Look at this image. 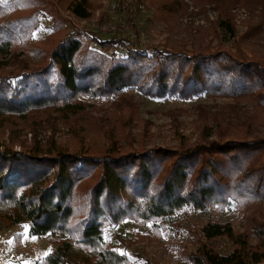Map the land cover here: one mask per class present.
<instances>
[{"label": "trees", "instance_id": "1", "mask_svg": "<svg viewBox=\"0 0 264 264\" xmlns=\"http://www.w3.org/2000/svg\"><path fill=\"white\" fill-rule=\"evenodd\" d=\"M148 2L153 16L166 21L181 8L180 0ZM193 2L213 4V28L230 36V47L219 41L208 46L194 29L187 31V43L170 39L160 48H128L114 56L106 51L118 38L99 39L74 25L67 29L73 21L90 18L88 0H0V137L7 130L13 142L21 129L34 133L42 123L60 119L77 140L68 148L33 138L19 151L0 141V225L25 223L30 235L54 236L36 264H128L123 253L102 240L104 224L128 217L163 225L162 218L182 207L201 209L211 202L223 207L229 199L238 211L256 209L248 232L207 221L200 228L203 239L224 236L230 251L217 253L200 241L180 251L182 256L193 264H264L259 208L264 202V133L253 132L254 124L264 126V54L252 43L264 37V0ZM235 6L250 13L238 37ZM40 14L49 17L50 30L33 39ZM128 91L152 99L229 98L234 104L250 103L252 112L237 118L233 105L211 113L199 106L194 121L199 142L132 148L129 140L119 144L137 119V104ZM112 97L115 111L92 113L98 110L95 101ZM207 115L215 127L213 138H208Z\"/></svg>", "mask_w": 264, "mask_h": 264}, {"label": "rangeland", "instance_id": "2", "mask_svg": "<svg viewBox=\"0 0 264 264\" xmlns=\"http://www.w3.org/2000/svg\"><path fill=\"white\" fill-rule=\"evenodd\" d=\"M180 1L181 8L166 21L153 16L154 9L148 0H88L90 18L73 21V24H67V29L74 25L79 31L99 39L118 38L120 41L106 51L107 54L114 56H123L128 48L146 50L160 48L164 41L170 39L187 43L191 37V33L187 31L193 32L194 29H198L197 34L201 36V42L204 44L213 46L219 41L230 47V36L221 29L215 31L213 28L217 12L212 3L204 2L201 6L196 5L194 0ZM231 11L235 34L238 37L245 32L250 13L243 6H235ZM257 11L258 9H255L254 13ZM49 23V17L40 14L32 38H42L49 32ZM260 35L261 37H257L252 43L255 49L264 54V37L263 34ZM91 46L98 48L95 44ZM127 93L137 104V119L124 130L125 137L119 139V144H126L129 140L132 148L148 149L155 146L183 148L199 142V133L194 122L199 106L211 113L224 105H233L237 118H241L244 111L252 112L250 103L240 101L234 104L231 99L223 97L209 99L199 94L186 100L170 95L152 99L143 97L135 91ZM116 102V98L113 97L110 100L98 99L95 101L98 110H93L92 113L96 116L111 113L115 111ZM180 108L181 112L176 110ZM235 119H231L233 123L237 122ZM206 123L210 127L208 138H213L215 127L208 115ZM253 132L257 135L264 133V126L254 124ZM73 135L69 123L58 119L42 123L34 133L27 128L21 129L13 134L15 139L13 142L8 141L5 130L0 141L11 145L16 151L28 146L33 138L40 144L52 139L54 143L74 148L77 146V140ZM84 141H88V138H84ZM259 208L264 215V202L260 203ZM250 217H258L255 208L238 211L234 202L229 199L223 207H219L215 202L201 209L182 207L162 218L163 225H160L159 220L140 224L131 218L123 217L114 224H104L101 237L109 247L123 253L128 264H193L184 258L180 251L192 250L200 241H206L200 235L202 225L207 221L227 222L235 233L248 232ZM152 223L156 228H153ZM26 229L25 223L0 225V264H36L52 247L50 238L54 236L30 235ZM249 241L253 243L255 239L249 237ZM205 243L221 254L231 249L230 242L224 236L215 237Z\"/></svg>", "mask_w": 264, "mask_h": 264}]
</instances>
